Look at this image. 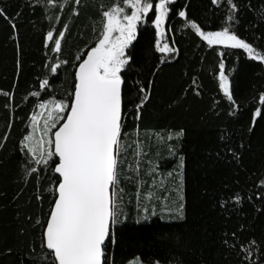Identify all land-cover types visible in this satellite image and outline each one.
<instances>
[{
  "label": "trees",
  "instance_id": "trees-1",
  "mask_svg": "<svg viewBox=\"0 0 264 264\" xmlns=\"http://www.w3.org/2000/svg\"><path fill=\"white\" fill-rule=\"evenodd\" d=\"M116 2L80 0L79 14L73 15L74 0L63 8L59 4L64 0H56V6L44 0L39 4L36 0H0L17 25L14 32L10 22L0 17V143L4 145L0 148V264H41L47 255L42 228L36 221L46 217L55 175L42 170L39 183L36 174L26 177L19 142L31 131L33 115L38 114L41 133L48 113L37 107L42 100L67 98L76 56L86 55L102 31L101 6L106 10ZM235 2L239 6L235 30L264 50V0ZM186 4L188 18L209 25L205 30H217L228 14L225 0L215 5L211 0H176L168 35L179 53L161 62L152 33L145 32L143 25L126 50L133 58L123 70L125 98L131 102L125 105L122 141L127 151L121 156L123 175L118 186L126 220L114 228L115 242H108L111 264H130L136 258L145 264H242L239 245L252 239L264 256V204L255 197L258 180L264 177V120H258L249 131L251 112L260 106L258 94L264 91V63L246 58L240 49L208 48L176 15ZM56 16L61 17L59 22ZM64 24L68 30L61 51L53 52L54 44H46L45 35L53 27L63 29ZM220 51L225 53L231 89L241 106L238 110L230 109L218 89L214 69ZM58 60L69 63L49 75L46 65ZM46 76L52 85L47 91L38 87ZM193 79L199 94L192 87ZM137 81L145 86L151 81L150 99L140 119L131 110L138 102ZM36 91L40 96L30 95ZM180 129L183 136L176 139ZM5 132L9 133L6 141L2 139ZM169 134L172 140H168ZM178 173L183 176L182 186ZM233 193L240 194L242 202L222 207L221 202ZM37 195L42 196L41 201ZM180 195L185 206L182 220L168 213L142 221L136 217L145 206L178 204ZM225 240L237 247L226 246ZM49 264H54L51 257Z\"/></svg>",
  "mask_w": 264,
  "mask_h": 264
},
{
  "label": "snow or ice",
  "instance_id": "snow-or-ice-1",
  "mask_svg": "<svg viewBox=\"0 0 264 264\" xmlns=\"http://www.w3.org/2000/svg\"><path fill=\"white\" fill-rule=\"evenodd\" d=\"M41 0H36L39 4ZM47 5L56 6V0H44ZM228 5V14L217 30H205L209 25L202 26L195 19L188 18L186 4L177 10L176 15L185 20L184 27L191 28L194 33L206 43L208 48L222 46L223 49H240L246 58L264 63V50H259L253 43L242 38L235 30L239 23L237 19L238 4L235 0H225ZM68 0L59 4L63 8ZM176 0H117L106 10L102 7V31L94 41L86 55H78L73 64L72 87L67 98H50L42 100L37 107L48 109L44 125L40 130L39 139L37 115L31 117V129L20 140V151L24 153L25 163L22 167L25 176L36 174L37 183L40 182L39 173L43 170L55 175L51 189L49 208L43 221L37 219L41 226L42 247L47 255L42 258L41 264H49L51 257L54 264H111L108 256V242H115L114 228L122 223V197L119 183L123 175L121 156L127 151L122 141L125 135V105L126 100L125 76L123 70L132 61L127 49L137 39L138 29L145 26L144 31H151L154 49L161 54V62L179 53L175 40L169 37V26L172 6ZM217 4L218 0H211ZM80 0H74L73 15H78ZM130 13V14H129ZM16 13V17L19 16ZM0 17L10 22L15 32L17 25L15 17L7 14V7L0 6ZM55 19L59 22L60 16ZM68 30V24L63 29L53 27L45 35V42L54 44L53 52H60L62 40ZM58 33V34H54ZM51 46V45H49ZM219 63L214 71L218 81V89L230 104V109L238 110L241 106L234 98L230 74L226 69L225 53H218ZM68 60L57 61L50 65L49 75L58 72L61 65H67ZM234 71V69H233ZM137 88L136 100L132 111L135 118L140 119L141 110L150 99L151 81L148 85L140 84ZM47 78L39 80L38 87L47 91L51 87ZM192 87L199 94L197 82L192 81ZM8 96L10 93H4ZM31 96H40V92H32ZM260 106L254 107L250 116L249 131H253L258 120H264V91L258 94ZM11 128V125H8ZM27 131V130H26ZM9 133L5 132L2 139L6 141ZM183 136V129L175 133L176 139ZM168 140L173 135H168ZM4 145L0 143V148ZM170 153L175 152L169 145ZM233 157L239 156L232 149H228ZM183 157H180L179 167L183 168ZM32 165H36L35 167ZM131 168L132 165H129ZM137 175L140 164H135ZM171 175V174H170ZM179 176L182 186L183 176ZM255 197L264 204V177L259 178L256 185ZM137 191H140L138 186ZM151 199V193L147 194ZM38 201L42 200L37 195ZM243 197L233 193L221 202L226 206L229 202L239 204ZM251 199V197L249 198ZM175 207L165 206L162 211L170 217L184 218L183 196ZM264 210V209H261ZM144 219L148 218L149 208H143ZM155 214V208H152ZM233 239L236 234L232 233ZM228 247H237L235 243ZM242 264H261L264 260L260 246L255 239L247 244L239 245ZM11 250L9 249V252ZM155 264H159L156 261Z\"/></svg>",
  "mask_w": 264,
  "mask_h": 264
},
{
  "label": "rangeland",
  "instance_id": "rangeland-1",
  "mask_svg": "<svg viewBox=\"0 0 264 264\" xmlns=\"http://www.w3.org/2000/svg\"><path fill=\"white\" fill-rule=\"evenodd\" d=\"M130 14V13H129ZM37 124H38V126H39V117H37ZM31 131H32V129H31ZM40 135H41V133H38V130H37V132H36V137H37V139H38V136L40 137ZM165 203V202H164ZM162 204L161 206H158V205H156V204H154V205H151V206H147L148 208H149V213L147 214L148 215V218H150V216H153V214H152V208L154 207L155 208V214H154V216H156V215H161V216H164V214L165 213H167V212H165V211H162V209L166 206V203L165 204ZM177 204L176 203H174L173 204V206H171V207H175ZM144 208V207H143ZM143 208L140 210V212L138 213V215L136 216L137 218H138V220L139 221H142V220H144V215H145V213L143 212ZM147 218V219H148ZM126 220V218H123L122 219V221H125ZM130 264H145V263H143L139 258H136V259H133V260H131L130 261ZM160 264V263H159Z\"/></svg>",
  "mask_w": 264,
  "mask_h": 264
}]
</instances>
